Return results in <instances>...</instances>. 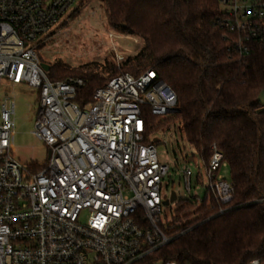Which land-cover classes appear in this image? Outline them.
<instances>
[{
	"label": "built area",
	"instance_id": "built-area-1",
	"mask_svg": "<svg viewBox=\"0 0 264 264\" xmlns=\"http://www.w3.org/2000/svg\"><path fill=\"white\" fill-rule=\"evenodd\" d=\"M217 1V26L239 56L264 47V0ZM74 4L0 0V83L37 91L32 136L48 159L26 167L15 161L14 107L1 105L0 264H175L152 259L171 241L160 219L172 192L163 195L170 167L159 163L150 131L175 114L176 96L150 70L111 79L93 92L87 110L79 109L73 100L83 81H50L38 56L39 38ZM223 168L212 148L204 194L227 206L232 187ZM179 175L188 193L192 172Z\"/></svg>",
	"mask_w": 264,
	"mask_h": 264
},
{
	"label": "trees",
	"instance_id": "trees-1",
	"mask_svg": "<svg viewBox=\"0 0 264 264\" xmlns=\"http://www.w3.org/2000/svg\"><path fill=\"white\" fill-rule=\"evenodd\" d=\"M97 1L110 30L138 39L140 48L118 66L105 61L71 69L56 62L47 78H80L83 86L73 102L84 110L92 104L93 92L111 79L154 71L174 92L177 112L150 132L178 122L203 167L214 148L229 171L231 202L220 206L209 192L201 204L179 202L172 220L179 226L166 229L171 241L152 259L175 264L264 262V104L259 101L264 47L253 45L249 55L239 56L217 26V0Z\"/></svg>",
	"mask_w": 264,
	"mask_h": 264
},
{
	"label": "rangeland",
	"instance_id": "rangeland-1",
	"mask_svg": "<svg viewBox=\"0 0 264 264\" xmlns=\"http://www.w3.org/2000/svg\"><path fill=\"white\" fill-rule=\"evenodd\" d=\"M39 41L43 42L38 49L41 63L50 67L56 62H61L71 69L84 64L105 61L118 66L117 55L125 60L140 48L138 39L122 36L110 30L97 0L75 2L68 16L46 35L39 38ZM259 101L264 104V93L259 96ZM1 105H5L7 109L11 105L14 107L12 120L15 161L22 167L30 164H46L48 162L47 148L32 136L38 109L37 91L23 85L13 86L7 81H2L0 83V112ZM165 119H169V116ZM180 130L179 123L172 121L165 129L160 128L152 136L153 140H157L153 146L156 149L159 163L170 167V176L164 180L163 195L166 196L170 192L176 195L175 202L162 208L160 221L164 229L179 226L172 222L178 203L191 201L199 204L207 185L202 162L197 153L186 144ZM184 168L192 172L191 190L188 193L179 175ZM221 173L228 181V169L223 168Z\"/></svg>",
	"mask_w": 264,
	"mask_h": 264
},
{
	"label": "water",
	"instance_id": "water-1",
	"mask_svg": "<svg viewBox=\"0 0 264 264\" xmlns=\"http://www.w3.org/2000/svg\"><path fill=\"white\" fill-rule=\"evenodd\" d=\"M41 68L44 70V72H48V70H49V66L48 65H46V64H44V63H42L41 65ZM177 111H174L173 113H176ZM157 140H153V142L155 143ZM175 194H174V192H172L171 194H170V198L167 200V201H164L163 202V205L164 206H168L170 203H173L174 201H175Z\"/></svg>",
	"mask_w": 264,
	"mask_h": 264
}]
</instances>
